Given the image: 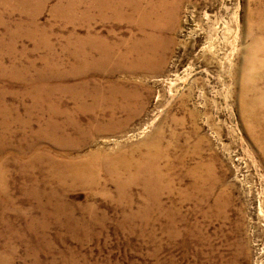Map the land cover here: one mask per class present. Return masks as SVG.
Segmentation results:
<instances>
[{
    "label": "rangeland",
    "instance_id": "obj_1",
    "mask_svg": "<svg viewBox=\"0 0 264 264\" xmlns=\"http://www.w3.org/2000/svg\"><path fill=\"white\" fill-rule=\"evenodd\" d=\"M0 264H264V0H0Z\"/></svg>",
    "mask_w": 264,
    "mask_h": 264
},
{
    "label": "bare ground",
    "instance_id": "obj_2",
    "mask_svg": "<svg viewBox=\"0 0 264 264\" xmlns=\"http://www.w3.org/2000/svg\"><path fill=\"white\" fill-rule=\"evenodd\" d=\"M105 56H106V54H105ZM69 166H70V169L67 172L73 173L76 177H82L86 173V167L87 166L81 165V164H79L77 162L76 163H72ZM73 174H71V175H73ZM124 183L125 182H120L119 181V183H118L119 187L121 188Z\"/></svg>",
    "mask_w": 264,
    "mask_h": 264
}]
</instances>
